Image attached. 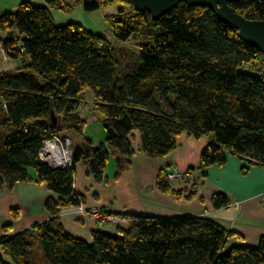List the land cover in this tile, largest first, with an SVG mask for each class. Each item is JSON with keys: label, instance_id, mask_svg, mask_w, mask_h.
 I'll return each instance as SVG.
<instances>
[{"label": "trees", "instance_id": "16d2710c", "mask_svg": "<svg viewBox=\"0 0 264 264\" xmlns=\"http://www.w3.org/2000/svg\"><path fill=\"white\" fill-rule=\"evenodd\" d=\"M46 1L43 7L23 2L0 17V33L8 35L0 42L2 55L22 65L15 75L0 73V191L45 183L58 200L46 201L48 218L33 229L10 236L12 225L3 228L0 264H264V237L256 248L228 249L236 233L208 217L126 215L127 223L114 227L117 235L97 231L89 243L61 222L63 210L86 203L74 188L75 164L88 165L95 180L106 183L113 156L120 179L133 165L137 133L140 152L150 158L174 153L185 132L208 139L197 168L204 178L209 167L228 163L227 154L246 161L243 174L264 169V55L206 7L180 3L156 21L129 0L85 2L88 12L121 6L108 18L115 38L140 41L123 71L121 53L105 37L81 24L57 25L51 10L68 8L65 0ZM231 6L246 19L264 21L261 0ZM89 91L106 143L87 140L74 148L72 168L50 167L40 156L44 143L83 133L87 121L78 109ZM167 180L160 172L159 189L181 198ZM187 194L194 199L196 185ZM212 204L216 210L232 205L222 193Z\"/></svg>", "mask_w": 264, "mask_h": 264}, {"label": "crops", "instance_id": "0c3cea01", "mask_svg": "<svg viewBox=\"0 0 264 264\" xmlns=\"http://www.w3.org/2000/svg\"><path fill=\"white\" fill-rule=\"evenodd\" d=\"M86 96L83 97L78 109L80 117L82 119L85 117L87 121L83 133L68 132L76 144L75 147H82L87 140L95 145L105 144L108 136L105 129L96 130L95 133L93 127L86 134L85 128L91 124L89 116L93 118L96 116V120L103 121L96 109L93 95L88 98ZM88 104L92 107L88 108ZM87 111L91 112L90 115H87ZM177 140L176 151L164 158L148 157L140 152L141 143L136 141L137 146L134 148L137 154L132 159L131 170L124 173L120 179L110 180L109 176L106 183L97 182L89 173L88 165L83 162L75 164L74 188L85 199V207L107 209L120 216L146 215L165 219L208 217L230 232L236 233L228 243V249L234 246L256 248L264 237V169L250 167L251 173L243 174L241 169L247 165L246 161H240L227 154L228 163L223 167H209L204 178L197 168L209 140L191 137L187 132L177 137ZM112 159L115 160V157H111L108 169L111 167V173L115 176L117 164L114 163L112 167ZM176 168L180 176L176 180L167 181L175 191H182L181 198L162 192L157 184L160 172L168 175ZM192 169L194 171H190ZM194 185L197 195L194 199L187 200V192L191 191ZM221 193L230 198L232 205L216 210L212 198ZM48 199L58 200V196L52 193L45 183L42 185L19 183L12 189L3 188L0 191V237L3 235V228L9 225H12V230L8 235L14 236L42 224L48 218L45 212V203ZM14 210L20 213L18 218L14 217ZM61 222L65 231L88 243L92 242L93 234L97 231L117 235L116 228L101 226L91 216L76 213L72 207L63 210ZM6 261L12 264L10 259Z\"/></svg>", "mask_w": 264, "mask_h": 264}, {"label": "rangeland", "instance_id": "374dc122", "mask_svg": "<svg viewBox=\"0 0 264 264\" xmlns=\"http://www.w3.org/2000/svg\"><path fill=\"white\" fill-rule=\"evenodd\" d=\"M26 1H30L32 2L34 5L37 6H46L47 5V1L46 0H0V17L7 13V12H11L13 10L16 11V9L18 8V6L20 4H22L23 2ZM66 3L68 4V8L66 9H52V13H53V17L55 22L57 23V25L60 26H65L68 25L69 23H75V24H81L82 26H84L87 30L92 31L95 34H98L102 37H105L109 42L112 43L113 47L115 49H117L118 52L121 53V58L119 60V64L122 66L121 69H123V71H127L129 70L128 68L131 65V57L130 54H139L138 49H139V43L140 41L136 40H129V41H119L118 39L115 38L113 31H112V26H111V22L108 18L113 17V15H116L119 12L120 9V5H113V6H101L100 9L98 10H94L91 12H88L86 9H84V4L85 2H90V1H97L100 4L103 2V0H65ZM8 37V35H6V33L2 32L0 33V42L3 39H6ZM21 61L18 60H12L10 59L9 61L7 60V58H5L2 55V51H1V47H0V73H10L15 75L16 73H18V69L21 67ZM86 98L91 97L93 94L92 92H87L86 93ZM90 99V98H89ZM87 104V103H85ZM84 106L83 105V110H84ZM92 105L88 104V108H91ZM82 110V109H81ZM90 110V109H87ZM91 112L87 111V115H90ZM85 119V117H83ZM96 116L93 118L92 116L88 117V120L91 121V124L89 127L85 128V132H87L86 134L89 133V129L91 127H93L92 129H94L93 132L96 133V130H104L103 128V123L100 120H96L95 119ZM83 119V120H84ZM86 120V119H85ZM64 135H66V137H68L71 141V144H73V149L75 148L76 144H74L73 138L71 136H69V133L66 132L64 133ZM136 141L138 143H141L140 141V135L137 133L136 134ZM135 141V142H136ZM134 142V146L136 147V143ZM232 156V155H229ZM113 157V156H112ZM237 158L238 160L242 161L241 159H239L236 156H232ZM115 160L112 159V167L115 165ZM253 167H258V166H253ZM252 167V168H253ZM260 168V167H258ZM262 169V168H261ZM112 168L109 167V169L107 170L106 175H108L111 177L110 180H113L115 178V176L113 175V173H111ZM251 173V171L249 172V174ZM248 174V175H249ZM85 207V206H84ZM86 208V207H85ZM88 209V208H86ZM76 210V208H75ZM76 213H79L76 210ZM109 227V226H108Z\"/></svg>", "mask_w": 264, "mask_h": 264}, {"label": "water", "instance_id": "95a60500", "mask_svg": "<svg viewBox=\"0 0 264 264\" xmlns=\"http://www.w3.org/2000/svg\"><path fill=\"white\" fill-rule=\"evenodd\" d=\"M133 7L141 13H150L158 21L168 12L185 3L189 7H206L211 9L218 20L226 23L239 32V36L247 45L256 47L264 55V21L246 19L231 5L235 0H129ZM264 2V0H261ZM56 123L55 115H52Z\"/></svg>", "mask_w": 264, "mask_h": 264}, {"label": "built area", "instance_id": "2783aa9c", "mask_svg": "<svg viewBox=\"0 0 264 264\" xmlns=\"http://www.w3.org/2000/svg\"><path fill=\"white\" fill-rule=\"evenodd\" d=\"M73 144L66 136H54L50 140L44 143V147L41 150V159L48 163L50 167H54L59 170L70 169L74 163V149ZM180 176V172L176 168L174 171L168 174L169 180H176ZM76 210L83 216H91L101 226H122L127 223V219L124 215L114 214L106 209L88 208L84 206L77 207Z\"/></svg>", "mask_w": 264, "mask_h": 264}]
</instances>
